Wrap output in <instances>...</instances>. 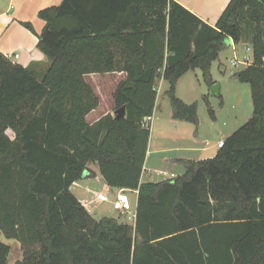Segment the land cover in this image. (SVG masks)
Wrapping results in <instances>:
<instances>
[{"label":"trees","instance_id":"1","mask_svg":"<svg viewBox=\"0 0 264 264\" xmlns=\"http://www.w3.org/2000/svg\"><path fill=\"white\" fill-rule=\"evenodd\" d=\"M39 17L42 73L0 52V264L12 251L2 235L21 244L15 264H264V0H230L215 25L178 0H62ZM228 38L253 51L234 74L250 84L251 117L213 157L142 182L159 79L172 118L198 126L178 80L200 68L213 86ZM113 72L126 74L114 92L126 115L91 124L101 98L87 76ZM90 164L138 190L134 223L96 219L72 192Z\"/></svg>","mask_w":264,"mask_h":264},{"label":"crops","instance_id":"2","mask_svg":"<svg viewBox=\"0 0 264 264\" xmlns=\"http://www.w3.org/2000/svg\"><path fill=\"white\" fill-rule=\"evenodd\" d=\"M60 1L62 0H0V52L5 54L13 61L20 63L24 67L30 66L38 73H42L47 67L48 61L44 52L38 47L39 37L37 33H41L45 26V21L39 17V11L47 6L55 5ZM178 1L205 22L215 25L230 0ZM35 15L38 18H35ZM24 22L32 23L35 32L27 28L24 25ZM229 40L235 44L232 38H229ZM246 66H243V68ZM109 74H117L119 76L124 75L123 78L126 76L124 72H113ZM162 79L164 78H160L159 83L162 82ZM180 79L177 83L176 93H178L180 88ZM116 88L111 93L112 96L110 102L108 103L110 108L106 106L103 108V110H101L104 100L102 99V96L98 94L101 98V103L97 109L93 110L88 115V121L91 124L96 123L99 119L108 114H115L116 109L114 92ZM162 107L164 109L167 108L163 105L162 100H160L158 85V97L156 101L155 112L151 119V126L153 125V121L155 119V113L158 112V110H161ZM212 121V124L207 123L206 125L208 130L204 131L201 128L202 121L199 122L196 130L193 128L191 129L190 125H195L194 123L175 120L172 118V107L170 108L169 105L166 122L163 123L162 128H159L157 133L158 137L155 139L156 143L158 144L159 139L161 138L159 148L154 150L152 148L150 149V145L154 140L150 134L148 151L141 181H153L152 179L148 181H144L143 179V177L146 175L151 178L153 175L152 173L165 176L164 178L156 181L170 178L172 174L177 176L174 172H170L169 167L178 165L184 167L182 166V160H200L214 156L219 149L218 143L221 140H225L229 134L225 133L224 128H222L220 125L221 122L217 114L216 118L212 119ZM226 123L227 120L222 122L223 125H226ZM227 128V132H229L230 129L229 127ZM169 152H174V154L171 155ZM155 161H158L159 166L153 164ZM150 162L153 164V166H149ZM160 165L162 167H160ZM89 169L90 170L86 172L85 176L81 180L75 182L72 185V192L79 198V200L96 219H101L105 216H111L116 217L120 222H124L123 220L121 221V218H123L121 216L123 215L124 218H129L132 220V223H134L135 218L133 217V213H136L137 211L138 190L110 187L106 184L98 165L90 164ZM95 182H98L100 186H96ZM101 192L106 193L112 201L117 198L119 193L124 194L129 198L130 203H132L129 212L123 213L115 208H111L112 213L103 212L102 210L105 208V202L98 198V193ZM133 206L134 209L132 208Z\"/></svg>","mask_w":264,"mask_h":264},{"label":"rangeland","instance_id":"3","mask_svg":"<svg viewBox=\"0 0 264 264\" xmlns=\"http://www.w3.org/2000/svg\"><path fill=\"white\" fill-rule=\"evenodd\" d=\"M61 3L58 2L56 4ZM55 4V5H56ZM35 18H38L36 15ZM40 20V19H37ZM226 48L220 53L219 58L214 61L212 65V77L215 80V83L220 85V90L218 93H214L212 91V86H208L204 81L202 70L200 68L189 70L181 79H180V88L178 90V96L181 97L187 103H198L199 109V119L202 121L201 128L205 131L208 130L206 127L207 123H213L212 118L209 113V106L205 100V96L208 97V100L215 111V115L217 114L220 120V125L224 128L225 133L229 135L233 133L236 129H238L241 125H243L252 115L253 105H252V96H251V87L248 83L239 82L234 74L239 69H242L243 66H246L244 63L246 59L253 60V51L250 48L248 43L241 44H233L229 38L226 39ZM250 48V49H249ZM236 58L239 61L238 65L232 64V59ZM123 76H119L117 74H92L87 76V80L92 84L95 91L98 92L102 96L104 100V104L101 107L103 110L104 107H109V102L112 96V91L116 88L117 84L124 78ZM160 79L158 81L159 85V96L162 103L167 108H161L158 110L157 115L155 113V119L153 121V125L151 126V137L154 139L152 144L150 145V149H157L160 147L161 138L159 139L158 144L155 139L158 137L157 133L159 128L163 127V123L166 122V118L168 117V109L170 108L171 102L170 98L166 93L168 89V83L166 80ZM219 93L221 95H219ZM181 96H180V95ZM171 115V114H170ZM169 115V116H170ZM158 117V118H156ZM226 125H223L222 122L226 121ZM229 123V124H228ZM191 124V123H190ZM229 126H228V125ZM197 125H190V128L196 130ZM229 127V132H227ZM10 134L13 135V132L10 130ZM170 146V145H169ZM171 155L174 152H169ZM213 157V156H212ZM159 166L158 161L153 163ZM150 162L149 166H153ZM184 166V164L182 165ZM160 167H162L160 165ZM170 172H174L176 175L182 174L185 171V166L181 167L180 165L169 167ZM152 177H148L147 175L143 177L144 181L148 180H159L164 178V175L152 173ZM96 186H100L98 182H95ZM132 199V197H131ZM132 204V203H131ZM111 208H114L112 202L105 201V208L102 210L105 213H112ZM134 209V206L132 207ZM121 217L124 218L122 215ZM127 217V216H126ZM121 218V221L128 222L132 224V220L129 218ZM1 239L11 244L12 251L9 256L8 264H15L17 260H21L23 258V250L21 244L16 239L7 238L4 235L1 236Z\"/></svg>","mask_w":264,"mask_h":264},{"label":"built area","instance_id":"4","mask_svg":"<svg viewBox=\"0 0 264 264\" xmlns=\"http://www.w3.org/2000/svg\"><path fill=\"white\" fill-rule=\"evenodd\" d=\"M251 48V47H250ZM249 48V49H250ZM252 49V48H251ZM252 62V60H248V59H246V61H245V65H249L250 63ZM232 64L233 65H238L239 64V61H238V59H236V58H233L232 59ZM151 119H152V117H148L147 118V121H150L151 122ZM224 143H225V140H221L219 143H218V146H219V148L220 147H222L223 145H224ZM172 176H174L173 174H172ZM98 198L101 200V201H111L112 202V204H113V207L115 208V209H118V210H120L121 212H123V213H127V212H129V210H130V208H131V203H130V200H129V198L128 197H126L124 194H122V193H119L118 195H117V198L115 199V200H110V198H109V196L106 194V193H104V192H101V193H98ZM133 217L135 218L136 217V213H133Z\"/></svg>","mask_w":264,"mask_h":264},{"label":"water","instance_id":"5","mask_svg":"<svg viewBox=\"0 0 264 264\" xmlns=\"http://www.w3.org/2000/svg\"><path fill=\"white\" fill-rule=\"evenodd\" d=\"M219 90H220V85L218 83H216L212 86V91L214 93H218ZM115 114H116V118H118V119L124 117L126 115V106H122V107L116 109Z\"/></svg>","mask_w":264,"mask_h":264}]
</instances>
